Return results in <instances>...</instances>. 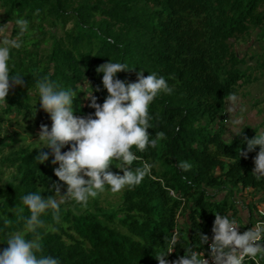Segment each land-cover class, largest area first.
Instances as JSON below:
<instances>
[{
	"label": "trees",
	"instance_id": "1",
	"mask_svg": "<svg viewBox=\"0 0 264 264\" xmlns=\"http://www.w3.org/2000/svg\"><path fill=\"white\" fill-rule=\"evenodd\" d=\"M0 5L4 22L29 21L26 33L12 26L11 35L21 47L11 49L9 67L23 84L12 87L7 107H0V130L6 117H28L36 108L37 126L51 129L35 88L45 75L75 90L77 117L94 115L90 101L80 98L82 85L92 91L87 81L101 89L93 94L103 104L107 92L95 70L109 60L127 66L129 71L117 74L126 84L136 82L143 71L163 76L173 88L171 94H159L149 109V134L163 131L167 138L157 149H132L153 164L142 183L122 190L121 203L112 212L98 206L82 212V204L74 201L59 204L57 222L55 210H47L38 229L43 248L38 255H51L60 264H158L155 256L167 254L175 234L174 251L166 257L172 262L187 250L206 251L200 235L212 238L217 213L235 218V195L264 189V177L257 180L251 174L259 147L247 152L245 142L257 132L245 127L233 140L224 138L226 102L244 77L245 59L233 40L256 28L264 32V0H0ZM40 152L50 150L21 146L0 161L2 172L15 170L11 181L2 183L0 176V241L5 247L8 235L23 231L30 216L23 196L39 192L56 199L67 192L54 175L58 165L51 163V155L43 164L35 160ZM181 161L190 163V170H181ZM114 163L110 170L122 175L116 168L121 162ZM140 166L138 161L132 168ZM4 218L10 220L7 226ZM26 238L34 237L27 233ZM260 260L264 264V257Z\"/></svg>",
	"mask_w": 264,
	"mask_h": 264
},
{
	"label": "clouds",
	"instance_id": "2",
	"mask_svg": "<svg viewBox=\"0 0 264 264\" xmlns=\"http://www.w3.org/2000/svg\"><path fill=\"white\" fill-rule=\"evenodd\" d=\"M13 25L21 33L29 30V21L23 17L17 18L14 24L8 22L0 26V33H4L0 38V107H7L6 97L10 89L23 84L22 76L19 73L13 74L9 67L11 49L21 47L19 40L11 35ZM95 71L102 74V85L107 96L102 105L98 103L93 93L101 89H93L87 81L92 91L84 98L90 101L88 107L94 109V115L84 117L74 115L72 106L77 97L75 90L65 89L47 75L35 81L40 107L51 119V129L42 124L39 132V141L44 142V148L50 152H40L35 160L43 164L51 155V163L58 165L54 167V175L67 185V194L62 197L82 205H86L90 198L94 199L105 192V186L115 194L142 183L153 164L143 160L132 149L135 148L141 153L149 148L157 149L160 142L167 138L163 131L156 132L154 137L149 134V109L159 94L173 92L166 79L163 76L158 77L156 73L145 76L143 71H139L136 82L126 84L117 78L118 73L129 71L121 62L109 60ZM237 99L235 94L228 97L232 102ZM242 133L237 132V136ZM245 142L247 152L259 147L251 174L260 180L264 177V131L252 139L245 138ZM66 146H70L69 150L62 152ZM240 155L246 157L247 153L240 152ZM114 160L121 162L116 168L122 175L110 170ZM138 161L141 166L133 169V163ZM177 166L184 171L191 168L187 161H181ZM52 186L59 192V185ZM22 204L28 209L30 216L25 221L23 231L8 235L5 242L7 247L0 250V264H60L51 255H38L43 252L38 232L44 226L41 217L47 210L53 209L54 219L58 222L59 203L52 196L46 198L35 192L23 196ZM23 210L19 209L21 213ZM261 215H264V211ZM3 223L7 226L10 220L4 218ZM211 231L209 247L213 264H244L246 258L256 260L258 256L264 257V224L258 223L241 233L235 218L217 213ZM27 233H32L34 238L27 239ZM199 240L202 245L208 244L209 237L200 235ZM176 242V235L173 234L167 254L155 256L158 264H169L166 257L174 251L171 245ZM171 264H209V260L205 259L203 252L187 250Z\"/></svg>",
	"mask_w": 264,
	"mask_h": 264
},
{
	"label": "crops",
	"instance_id": "3",
	"mask_svg": "<svg viewBox=\"0 0 264 264\" xmlns=\"http://www.w3.org/2000/svg\"><path fill=\"white\" fill-rule=\"evenodd\" d=\"M235 49L245 63L241 66L243 79L239 82L235 102H226V120L224 138L233 140L237 132L249 127L257 134L264 131V32L260 28L253 29L250 34L233 40ZM262 53L261 60L259 54ZM225 193L218 194L222 200ZM235 208L232 213L244 231L254 227L263 218L264 189L249 188L235 195Z\"/></svg>",
	"mask_w": 264,
	"mask_h": 264
},
{
	"label": "rangeland",
	"instance_id": "4",
	"mask_svg": "<svg viewBox=\"0 0 264 264\" xmlns=\"http://www.w3.org/2000/svg\"><path fill=\"white\" fill-rule=\"evenodd\" d=\"M5 24L7 23L4 22V9L0 5V26H3ZM3 35L4 33H0V38H2ZM48 47L45 45L43 46V48L45 49H48ZM259 56L260 59L258 60L260 61L262 53H260ZM263 59L264 58H262V60ZM88 93V88L85 87V84L82 85L80 89V98L82 99L83 103L87 102L85 98L87 97ZM37 116L38 109L36 108L35 112H33V114H30L28 117H24V115H18L14 113L11 117L5 118V122L2 124L0 130V161L4 156L9 154L12 149L19 148L21 146H32L38 149H45V143L39 141L40 128L37 126ZM113 165H116L114 161ZM0 176L2 178V183L11 181L15 177V170L6 168L2 172V168L0 166ZM66 194L67 192L57 197V202L61 205H73L74 201L62 197ZM96 199L98 200V204L95 202ZM121 200L122 191L114 194L110 190H105V192L101 193L96 198H90L86 205H82L81 210L82 212H94L96 211V207L98 206L104 208L107 212H112L121 203ZM181 220L182 219L179 218V223L183 224V222H180ZM4 248L6 247L4 246L2 241H0V250H3Z\"/></svg>",
	"mask_w": 264,
	"mask_h": 264
},
{
	"label": "built area",
	"instance_id": "5",
	"mask_svg": "<svg viewBox=\"0 0 264 264\" xmlns=\"http://www.w3.org/2000/svg\"><path fill=\"white\" fill-rule=\"evenodd\" d=\"M258 223H261V224H264V215H263V218L258 220L254 226H256ZM239 225V224H238ZM244 230L241 229L240 227V232L242 233ZM211 239H209V242L207 244V247H206V251H204V255H205V259H208L209 260V264H213L212 260H211V257H210V243H211ZM257 261L259 262V264H261V260L259 258V256L256 258V260H252V259H249V258H246L244 264H257ZM169 264H171V261H169Z\"/></svg>",
	"mask_w": 264,
	"mask_h": 264
}]
</instances>
